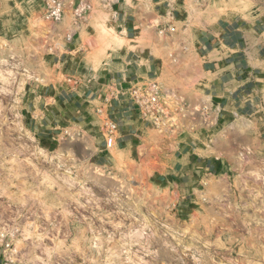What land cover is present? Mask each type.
Listing matches in <instances>:
<instances>
[{
  "label": "rangeland",
  "instance_id": "1",
  "mask_svg": "<svg viewBox=\"0 0 264 264\" xmlns=\"http://www.w3.org/2000/svg\"><path fill=\"white\" fill-rule=\"evenodd\" d=\"M63 1L53 24L46 0H0V228L15 231L13 264H264V79L258 119L221 110L205 92L195 47L198 32L223 17L264 20V0H171L182 19L165 22L148 0H128L140 17L154 14L135 40L100 0H86L81 20L80 0ZM110 34L157 65L123 96L160 82L168 115L155 124L131 100L133 151L105 149L113 104L94 105L95 125L66 123L49 140L36 134L27 92L83 91L119 60L121 47L104 45ZM200 156L208 168L194 165Z\"/></svg>",
  "mask_w": 264,
  "mask_h": 264
},
{
  "label": "crops",
  "instance_id": "2",
  "mask_svg": "<svg viewBox=\"0 0 264 264\" xmlns=\"http://www.w3.org/2000/svg\"><path fill=\"white\" fill-rule=\"evenodd\" d=\"M148 1L163 22L169 17L182 19L179 15L182 8L177 3L171 0ZM112 8L115 12L113 23L128 40L137 37V25L153 20L152 11L140 17L139 3L132 6L128 0H119ZM195 47L203 60L204 89L212 104L233 114L258 119L264 79V20L257 17L249 20L242 15L223 17L216 27L198 32ZM141 52L136 53L125 45L121 47L116 52L119 60L105 63L100 76L89 79L83 91L65 89L63 92L55 86L48 91L44 90L45 86L31 88L26 98L30 129L44 139H55V131L66 123L95 125L92 111L97 102L109 107L113 104L111 119L118 122L120 129L117 143L133 151V129L127 124L134 121L127 118L134 112L129 106L131 100L123 96L124 90L132 83L144 80L142 77L157 73L155 62L146 58L143 62ZM200 157L203 160L194 165L208 168V162Z\"/></svg>",
  "mask_w": 264,
  "mask_h": 264
},
{
  "label": "built area",
  "instance_id": "3",
  "mask_svg": "<svg viewBox=\"0 0 264 264\" xmlns=\"http://www.w3.org/2000/svg\"><path fill=\"white\" fill-rule=\"evenodd\" d=\"M105 6H114L119 0H100ZM45 19L51 23H59L64 14V1L63 0H46ZM92 5L86 0H80L74 7V16L77 20L83 19L91 10ZM174 31L175 28H171ZM165 30L162 29L160 33ZM72 35H68V39H71ZM163 88L160 82L153 81L146 86L135 84L131 88L130 100L136 105L141 112V116L149 121H153L155 124H160L162 118L168 115L167 101H163ZM105 149L114 147L117 143L116 132L118 130V124L115 120L108 118L105 123ZM15 231L12 228L3 227L0 228V264H13V239Z\"/></svg>",
  "mask_w": 264,
  "mask_h": 264
},
{
  "label": "bare ground",
  "instance_id": "4",
  "mask_svg": "<svg viewBox=\"0 0 264 264\" xmlns=\"http://www.w3.org/2000/svg\"><path fill=\"white\" fill-rule=\"evenodd\" d=\"M104 31V30H103ZM106 32H108V31H106ZM106 34V33H105ZM105 34H103V35H105ZM108 35H109V33H108ZM111 35V34H110ZM111 37V38H110ZM110 37H103V40H104V45L105 46H107V47H111V46H115V47H117V48H119V47H122L123 45H124V42L126 41L125 39H123V38H118V37H116L115 35L113 36V35H111ZM125 40V41H124ZM116 48V49H117ZM102 49H104V48H102ZM113 49H115V48H113ZM115 49V50H116ZM40 79V78H39ZM207 153H211L210 151H208ZM119 254V253H118ZM117 256V255H116ZM120 256V255H119Z\"/></svg>",
  "mask_w": 264,
  "mask_h": 264
}]
</instances>
